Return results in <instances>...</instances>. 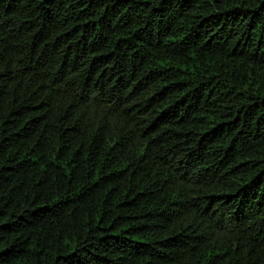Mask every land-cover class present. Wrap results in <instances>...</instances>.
Here are the masks:
<instances>
[{
	"label": "trees",
	"instance_id": "1",
	"mask_svg": "<svg viewBox=\"0 0 264 264\" xmlns=\"http://www.w3.org/2000/svg\"><path fill=\"white\" fill-rule=\"evenodd\" d=\"M0 264H264V0H0Z\"/></svg>",
	"mask_w": 264,
	"mask_h": 264
}]
</instances>
